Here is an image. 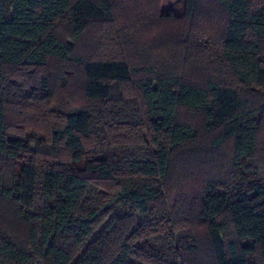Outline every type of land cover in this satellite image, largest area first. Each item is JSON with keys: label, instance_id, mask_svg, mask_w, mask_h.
Instances as JSON below:
<instances>
[{"label": "trees", "instance_id": "16d2710c", "mask_svg": "<svg viewBox=\"0 0 264 264\" xmlns=\"http://www.w3.org/2000/svg\"><path fill=\"white\" fill-rule=\"evenodd\" d=\"M158 3L0 0V264H194L202 244L203 264H264V0H185L188 20H223L182 39L147 32ZM167 51L179 69L150 55ZM223 150L220 175L182 178L178 200L199 187L177 212L174 162Z\"/></svg>", "mask_w": 264, "mask_h": 264}, {"label": "rangeland", "instance_id": "374dc122", "mask_svg": "<svg viewBox=\"0 0 264 264\" xmlns=\"http://www.w3.org/2000/svg\"><path fill=\"white\" fill-rule=\"evenodd\" d=\"M142 6H138L136 5V7L128 9L127 11H121L118 16L119 17H123L125 14L129 15L130 19H129V25L134 21V19L139 16L140 14H143L146 12V10H144L143 8H141ZM141 10L140 12H138L137 10ZM154 11H156V9H153ZM159 11V12H158ZM157 12L162 16V15H168L169 13H172L173 15H175L177 17V22L171 24L170 22H166L161 16L159 15H154V17L149 18L146 21L147 24V32L149 33L150 30H153L154 32H160V35H166L171 31L173 33H177L179 32L178 35H174L175 38H179L182 39V34H180L181 31L186 30L188 28V31L191 33L192 29L195 28V25L197 26V28L200 29H204L207 31V34L210 37H214L216 30L221 28V24H222V20H223V13L219 10H214V8H204V10L200 11V13L198 14L199 16H197L196 18H193V20H188L185 16V0H159L158 3V8H157ZM151 25L148 27V25ZM125 26V32L129 33V30L127 28V24L124 23L123 24ZM120 30L122 32H124V28L123 26H121ZM145 31V30H144ZM152 32V33H154ZM156 33V32H155ZM94 37L92 35V28L90 29V31L88 32V34L84 37L83 42L81 44L82 48H86L88 46H90L93 41ZM193 39V35L191 34L189 36V45L191 44V41ZM169 42H172L174 44V38L172 40H166ZM176 44H182L181 46V51H182V47L184 48L185 43L183 41L178 40L176 42ZM178 51L180 49H177ZM164 53V51H161ZM135 53V52H133ZM132 53V54H133ZM170 53L171 51H167L165 53V57H161V53L160 52H152L150 55H152L154 58L159 59V61H156V64H158V62H162L163 64H165L167 62L168 66H175L176 68H180L182 62L179 58V56H176L174 58V63L168 62V60L171 59L170 57ZM172 56V55H171ZM146 64V63H145ZM187 69V68H186ZM185 74V73H184ZM189 79L191 80H204L206 78V75L198 69H192L189 68L186 71L185 74ZM62 94V93H61ZM192 120H190L192 123L194 124H199L200 119L197 117H193L191 118ZM260 140H264V123L262 125V130H261V137ZM200 145V149H208V141H206L205 139H203L202 141H200V143H198L197 146ZM223 149H228L227 147H224ZM227 153V152H226ZM225 153V150L218 152L214 154L213 157L210 156L211 159V163H207L209 162V159L206 160V162L201 163L198 167H192V164H188L186 166L185 162L182 163L180 160H176L173 164L172 167V175L170 178V182H169V191L166 194V200L168 201L170 206H175L178 210L177 212H181L187 209L188 204L190 202L191 196L193 193H197L198 187L199 185H197V176L199 177V179H204V177L207 174H215V175H220L222 173V168L224 167V164L226 163V157L227 154ZM226 155V157H225ZM258 159L261 162H264V152L262 153L261 151L258 154ZM205 160V158L203 159ZM215 161V163L213 164L212 162ZM206 165H208V168L206 167ZM190 167V168H189ZM190 173V174H188ZM194 173L197 175L196 176V181L195 183H193L191 190L193 191V193L188 196L189 199L188 200H183L182 198H177L178 195H180L181 193L185 192L188 193V188L186 187V185H183V187L181 186V180L184 176L186 175H191L192 177L194 176ZM191 179V178H190ZM190 179H188L190 181ZM176 204V205H174ZM179 205H181V207H179ZM175 208V209H176ZM197 224V223H196ZM197 227L192 228L193 231L196 230ZM197 232L201 235H203V231L201 228H197ZM201 246V245H199ZM202 248L198 251L197 256L191 258L190 262H193L194 264H203L205 262V245L202 244L201 246Z\"/></svg>", "mask_w": 264, "mask_h": 264}, {"label": "built area", "instance_id": "2783aa9c", "mask_svg": "<svg viewBox=\"0 0 264 264\" xmlns=\"http://www.w3.org/2000/svg\"><path fill=\"white\" fill-rule=\"evenodd\" d=\"M35 264H41V263H39V262H36Z\"/></svg>", "mask_w": 264, "mask_h": 264}]
</instances>
